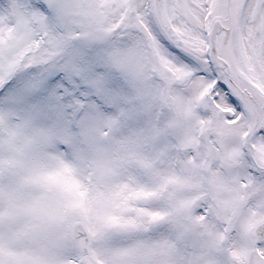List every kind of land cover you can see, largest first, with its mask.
<instances>
[{"label": "snow or ice", "instance_id": "1", "mask_svg": "<svg viewBox=\"0 0 264 264\" xmlns=\"http://www.w3.org/2000/svg\"><path fill=\"white\" fill-rule=\"evenodd\" d=\"M0 264H264V0H0Z\"/></svg>", "mask_w": 264, "mask_h": 264}]
</instances>
